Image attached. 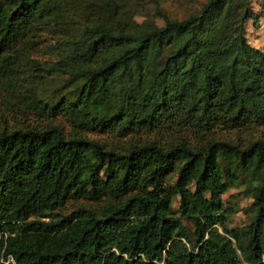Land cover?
<instances>
[{
	"label": "trees",
	"instance_id": "16d2710c",
	"mask_svg": "<svg viewBox=\"0 0 264 264\" xmlns=\"http://www.w3.org/2000/svg\"><path fill=\"white\" fill-rule=\"evenodd\" d=\"M252 2L180 20L157 3L163 25L147 31L121 0H0V77L17 89L21 62L35 77L19 110L76 128L0 130V264H264V140L212 136L264 123ZM43 33L55 60L31 58ZM77 129L155 138L117 151ZM234 186L252 201L230 227Z\"/></svg>",
	"mask_w": 264,
	"mask_h": 264
},
{
	"label": "rangeland",
	"instance_id": "374dc122",
	"mask_svg": "<svg viewBox=\"0 0 264 264\" xmlns=\"http://www.w3.org/2000/svg\"><path fill=\"white\" fill-rule=\"evenodd\" d=\"M208 0H121L125 8L132 10L134 19L142 26L143 29L150 31L163 25V19L156 13L157 3L163 12L172 19H183L191 14L197 13ZM259 0H253L251 6L258 20H249L246 25V37L248 42L264 51V16H260ZM56 38L52 34L43 33L40 35L39 41L31 51V58L45 62L55 60ZM17 81L19 87L12 88L10 79L0 77V130L7 128L24 127L26 125L45 126L49 122L58 125L66 135L74 132L76 128L72 126L64 116H58L53 120L44 119L35 113H22L18 108V99L25 94L27 87L35 84V77L30 74L33 69L26 62L17 63ZM55 84V83H54ZM41 92L45 94L49 88L40 87ZM78 132L89 139L97 140L104 143L107 147L115 148L117 151H123V147L128 141L137 138L145 140L146 138H155V136L133 135L121 138L112 132H100L96 130H80ZM213 137L220 139H230L235 142H248L250 140H264V123L260 126H251L242 130H217L212 133ZM175 178L172 179L174 181ZM222 201L231 206L232 215L229 218L228 225L230 227L240 226L247 222V208L251 203V199L243 191V186H234L229 188L221 195ZM87 200L71 201L63 211H70L79 204H89ZM173 207L177 208V201L173 203ZM185 224L191 228L189 222Z\"/></svg>",
	"mask_w": 264,
	"mask_h": 264
}]
</instances>
